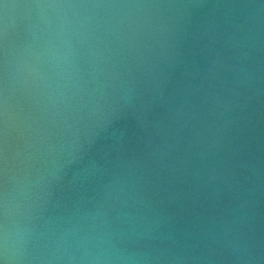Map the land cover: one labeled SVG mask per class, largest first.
Returning <instances> with one entry per match:
<instances>
[{"label": "water", "instance_id": "95a60500", "mask_svg": "<svg viewBox=\"0 0 264 264\" xmlns=\"http://www.w3.org/2000/svg\"><path fill=\"white\" fill-rule=\"evenodd\" d=\"M0 264H264V0H0Z\"/></svg>", "mask_w": 264, "mask_h": 264}]
</instances>
